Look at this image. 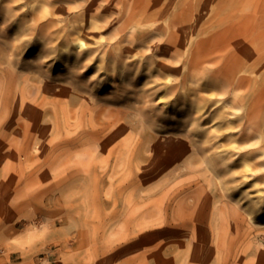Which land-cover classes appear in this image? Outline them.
I'll use <instances>...</instances> for the list:
<instances>
[{
	"label": "rangeland",
	"instance_id": "obj_1",
	"mask_svg": "<svg viewBox=\"0 0 264 264\" xmlns=\"http://www.w3.org/2000/svg\"><path fill=\"white\" fill-rule=\"evenodd\" d=\"M1 32L0 264H264V0H5Z\"/></svg>",
	"mask_w": 264,
	"mask_h": 264
},
{
	"label": "bare ground",
	"instance_id": "obj_2",
	"mask_svg": "<svg viewBox=\"0 0 264 264\" xmlns=\"http://www.w3.org/2000/svg\"><path fill=\"white\" fill-rule=\"evenodd\" d=\"M0 1H5V0H0ZM165 10H160L157 12V15L164 13ZM131 22V17L128 18V22H126V24ZM49 24H46V26H48ZM172 28H176L175 30H172L171 33L169 34V39L167 41H165V44L156 46L154 49L157 52H162L165 49L169 50L171 48H176L179 46L180 42H181V36L182 33L180 31V26H179V22L177 20H173V22L171 23ZM95 27V26H94ZM5 32H1L0 34H4ZM206 42V41H205ZM75 44L78 46L79 49H81L82 51H84L85 49V44L83 43V41L77 39L75 41ZM211 52L208 50H205L201 53H197V55H195V58L191 60V64L192 65H199L201 64L203 61H206L210 58V54ZM87 58H89L88 54H84L82 56L79 57V59L81 61L86 60ZM224 59V57L222 58ZM237 62H230V60H228L227 62H223L220 61L219 66L217 67V69L213 72L215 75H218V77L220 78H224L226 81H228L229 83H232L235 77L236 72L241 68L242 63H238ZM1 64V63H0ZM94 65L90 66V70L93 68ZM1 72L0 74L3 72L4 69L1 68ZM27 78L25 79H21V81L26 82ZM248 80L245 77H239L237 79V86H242L244 83H246ZM209 86V84L207 85ZM213 86V84H212ZM12 88V87H11ZM176 88V86H172L170 88L167 89L168 92H172L174 91V89ZM18 94H24L25 93V85L20 86L18 89ZM167 92V93H168ZM10 93V96L13 97V89ZM8 102H11V98L8 100ZM17 104H20V99H16ZM17 113V111H16ZM253 120V118L250 119V122Z\"/></svg>",
	"mask_w": 264,
	"mask_h": 264
}]
</instances>
